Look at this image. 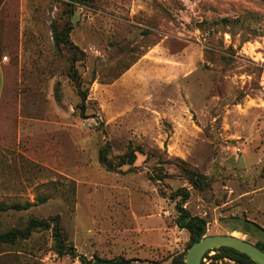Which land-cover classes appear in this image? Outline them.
Segmentation results:
<instances>
[{
	"label": "rangeland",
	"instance_id": "obj_1",
	"mask_svg": "<svg viewBox=\"0 0 264 264\" xmlns=\"http://www.w3.org/2000/svg\"><path fill=\"white\" fill-rule=\"evenodd\" d=\"M61 18L85 100L54 45ZM0 59V202L33 203L0 212V232L60 216L88 260L171 264L188 251L185 190L206 236L264 244V0H0ZM102 151L137 160L109 171ZM53 245L37 231L0 264H82Z\"/></svg>",
	"mask_w": 264,
	"mask_h": 264
},
{
	"label": "trees",
	"instance_id": "obj_2",
	"mask_svg": "<svg viewBox=\"0 0 264 264\" xmlns=\"http://www.w3.org/2000/svg\"><path fill=\"white\" fill-rule=\"evenodd\" d=\"M92 1V0H87ZM72 11H68L66 15L68 18L71 17ZM72 31L71 23L65 18H61L52 24V34L54 39V45L57 51H66L70 57V67L69 76L76 83L78 88H80V95L83 100L86 99V93L81 89L82 81L78 78V73L76 69L77 63L82 60L81 56L83 52L76 46L70 37ZM85 107L81 106V110L84 111ZM137 160V154L135 151H131L121 158L119 163L109 161L107 155L104 151L100 154V162L109 171H116L124 165L132 166ZM184 173L188 181L193 184L196 188H203L207 178L200 174L199 172L184 168ZM173 199L177 196L181 197V201L176 204L177 218L176 226L182 230H185L189 234V248L196 242L200 241L207 234V221L199 216H193L191 212L184 207L186 200L189 198L188 191L179 190L177 193L173 194ZM46 201L45 198H41L40 202ZM33 207V203H16L7 204L0 202V212L14 211H26ZM260 231L264 232V229L255 225ZM37 231H48L51 232V237L54 241L53 252L59 256L71 257L73 259H78L82 264H145L136 259H126L124 257H118L113 259H104L100 257H94L92 260L82 254H79L75 246L70 242L68 235L66 234L64 228L61 224V217L55 216L48 219H37L31 218L25 227H15L6 232H0V247L4 245H15L18 242H23L29 240L32 235ZM248 241V240H247ZM257 247L264 251V244L259 242L255 243ZM216 252L215 259L222 260V264H231L225 259L233 260L234 264H256L247 255L240 253L231 248H219L214 250ZM186 251L185 253H180L172 258L171 264H186ZM211 252V251H209ZM207 252L206 255L209 253ZM160 264V263H154Z\"/></svg>",
	"mask_w": 264,
	"mask_h": 264
},
{
	"label": "water",
	"instance_id": "obj_3",
	"mask_svg": "<svg viewBox=\"0 0 264 264\" xmlns=\"http://www.w3.org/2000/svg\"><path fill=\"white\" fill-rule=\"evenodd\" d=\"M219 248H231L247 255L256 264H264V251L255 244L235 235L205 236L194 243L186 255V264H202L207 252Z\"/></svg>",
	"mask_w": 264,
	"mask_h": 264
},
{
	"label": "built area",
	"instance_id": "obj_4",
	"mask_svg": "<svg viewBox=\"0 0 264 264\" xmlns=\"http://www.w3.org/2000/svg\"><path fill=\"white\" fill-rule=\"evenodd\" d=\"M260 84L264 89V72L261 75L260 78ZM216 255V252L214 250H212L211 252H209L207 255L204 256L203 260H202V264H213L214 263V256ZM225 261L234 264L235 262L233 260L230 259H225ZM215 262H219L218 260H216ZM220 263H222V260H220Z\"/></svg>",
	"mask_w": 264,
	"mask_h": 264
},
{
	"label": "crops",
	"instance_id": "obj_5",
	"mask_svg": "<svg viewBox=\"0 0 264 264\" xmlns=\"http://www.w3.org/2000/svg\"><path fill=\"white\" fill-rule=\"evenodd\" d=\"M5 62L0 59V103L4 96V90H5Z\"/></svg>",
	"mask_w": 264,
	"mask_h": 264
}]
</instances>
